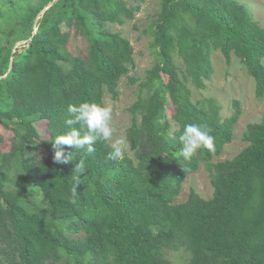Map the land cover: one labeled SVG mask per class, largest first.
Returning <instances> with one entry per match:
<instances>
[{
	"label": "trees",
	"instance_id": "1",
	"mask_svg": "<svg viewBox=\"0 0 264 264\" xmlns=\"http://www.w3.org/2000/svg\"><path fill=\"white\" fill-rule=\"evenodd\" d=\"M34 1L0 0L7 21L0 125L13 133L10 149H0V264H178L169 255L178 249L188 253L186 264H264V121L247 125L248 144L237 155L212 162L233 139L240 102L222 118L219 102L194 101L188 83L206 88L212 53L220 49L227 63L240 58L256 96L264 97V26L249 7L239 0H162L147 28L156 59L131 107L127 138L135 156L127 150L109 159L110 142L98 141L92 153L65 146L71 157L57 164L52 141L70 130L68 105L117 96L134 64L131 41L109 24L133 20L147 0ZM73 35L85 43L76 54L69 49ZM19 41L26 43L13 52ZM186 124L208 130L214 151L201 148L185 160L179 136ZM40 145L44 152L35 153ZM201 162L211 171L213 196L192 189L175 203ZM34 190L45 201L37 202Z\"/></svg>",
	"mask_w": 264,
	"mask_h": 264
},
{
	"label": "rangeland",
	"instance_id": "2",
	"mask_svg": "<svg viewBox=\"0 0 264 264\" xmlns=\"http://www.w3.org/2000/svg\"><path fill=\"white\" fill-rule=\"evenodd\" d=\"M35 0L34 2H36ZM129 4L135 3L134 0H126ZM162 0H147L142 4L139 11L136 12L133 20H128L124 24H109L110 29L119 31L128 37L134 47V64L130 67L127 75L122 77L118 86V95L113 96L106 92L103 103H108L113 108L112 119L110 121L114 129V137L123 138L127 143V150L131 156H135V151L131 148L130 141L127 138L128 129L131 127L134 119V113L131 110L132 105L143 95L142 81L146 78L147 69L155 62L156 55L151 45L153 36L147 31L148 26L154 19L156 13L160 10ZM246 4L254 14L261 25L264 26V0H239ZM9 7L2 6V11L6 12ZM17 17L13 16L10 21H16ZM7 21L0 15V43L5 39V29ZM36 30V27H35ZM26 41H19L16 48H21ZM85 46L81 36L73 35L69 42V49L73 53H78ZM177 64L181 72L185 69L183 60L177 56ZM212 62L214 73L210 80L207 81L206 88L197 89L190 81L189 86L193 92V100H202L207 97H214L221 105V116L227 118L235 112L234 100H239L241 113L238 121L233 127V139L227 143L218 156H214L212 162L233 158L247 144L245 140V130L247 125L252 122L264 121V97L259 99L256 96L255 79L247 72L246 67L240 58L233 55L231 63H227L221 50H214L212 53ZM264 62V60H263ZM172 110L170 109V112ZM140 118V115H138ZM177 124L171 121L173 130ZM38 129L42 137L45 136V124L39 123ZM0 132L4 140L0 143V149L9 150L12 144L13 133L8 128L0 125ZM111 143V141H109ZM42 154L43 145H40L34 151ZM212 175L210 169L204 162H201L199 169L189 174L182 185L179 195L175 198V203H181L187 200L192 189L206 199L213 196L214 187L212 184ZM32 196L37 202L45 201L39 190H34ZM171 259L178 264H186L189 255L182 249L171 250L169 252Z\"/></svg>",
	"mask_w": 264,
	"mask_h": 264
},
{
	"label": "clouds",
	"instance_id": "3",
	"mask_svg": "<svg viewBox=\"0 0 264 264\" xmlns=\"http://www.w3.org/2000/svg\"><path fill=\"white\" fill-rule=\"evenodd\" d=\"M68 118L65 124L70 129L64 134L57 135L53 143V161L57 164L66 163L71 154L65 155L64 147L85 150L88 153L95 151L93 147L98 141L109 142L112 151L109 159H122L127 151V143L123 138L114 137V129L110 123L113 108L108 103L97 101H81L70 104L67 107ZM79 126V127H76ZM181 144L180 155L185 159H190L199 149L204 148L214 151V137L209 131L198 124H186L179 136ZM80 173H84V161H79ZM74 188L81 184V177H73Z\"/></svg>",
	"mask_w": 264,
	"mask_h": 264
},
{
	"label": "water",
	"instance_id": "4",
	"mask_svg": "<svg viewBox=\"0 0 264 264\" xmlns=\"http://www.w3.org/2000/svg\"><path fill=\"white\" fill-rule=\"evenodd\" d=\"M56 0H54L53 2H55ZM53 3H51V4H49L43 11H42V13L46 10V9H48L51 5H52ZM40 18V16H38L37 17V19H36V21L38 20ZM36 31V30H35Z\"/></svg>",
	"mask_w": 264,
	"mask_h": 264
}]
</instances>
